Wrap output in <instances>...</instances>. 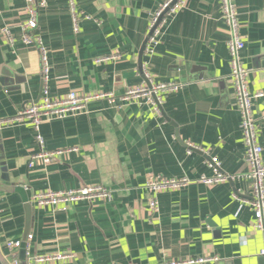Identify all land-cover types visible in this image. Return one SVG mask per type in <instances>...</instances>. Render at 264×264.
Instances as JSON below:
<instances>
[{
  "label": "crops",
  "instance_id": "0c3cea01",
  "mask_svg": "<svg viewBox=\"0 0 264 264\" xmlns=\"http://www.w3.org/2000/svg\"><path fill=\"white\" fill-rule=\"evenodd\" d=\"M168 0H46L36 30L48 51L49 97L108 92L115 98L88 104L87 111L41 125L42 146L27 123L0 128V261L32 264L34 257L61 253L62 261L36 264H166L197 257L209 264H264V234L254 227L251 181L240 116L229 78L228 32L220 0H187L168 17L151 55L140 57L153 15ZM249 71L250 92L264 95V0H231ZM73 16L77 19L74 32ZM29 19L26 0H0V119L14 117L41 97V62L36 47L24 46L20 28ZM7 30L13 40L7 41ZM118 53L106 63L96 60ZM172 83L157 115L147 103L124 104L128 88ZM253 112L264 115V96ZM264 164V128L257 127ZM76 149L47 166L28 167L32 153ZM224 182L206 186L210 160ZM191 183L153 197L148 174ZM31 204L28 235L18 193ZM101 185L106 201L71 204L59 212L37 207L34 194ZM27 235V236H28ZM21 247L9 252L8 242Z\"/></svg>",
  "mask_w": 264,
  "mask_h": 264
},
{
  "label": "built area",
  "instance_id": "2783aa9c",
  "mask_svg": "<svg viewBox=\"0 0 264 264\" xmlns=\"http://www.w3.org/2000/svg\"><path fill=\"white\" fill-rule=\"evenodd\" d=\"M187 0H168L162 7L153 15L148 31L146 41L143 48L144 56L151 55L154 48L158 45V38L161 35L162 27L168 17L175 16L185 7ZM28 5L29 19L20 28L21 41L24 46L36 47L40 54L41 62V97L38 102L21 109L14 117L0 119V128L10 124H29L35 133V141L39 147L42 146V137L39 130L42 124L52 120H62L76 113H84L87 111L88 104L94 101L106 100L108 104L113 105L115 98L108 92H96L92 94H83L71 91L65 97L51 99L49 97V64L48 51L44 46L40 37L33 36L32 33L36 30L37 11L46 7V0H26ZM221 3V19L226 27L229 39L226 43L229 66H230V81L233 88L236 109L240 116V127L243 137V145L245 147V158L250 166V171L246 178L251 181V199L249 205L253 211L256 230L264 234V164L261 159L262 147L257 139V127L264 128V115L257 116L253 112L254 103L263 98L261 92H250L248 88L249 71L246 70L240 59V52L244 48V42L240 35L238 15L231 0H220ZM77 19L73 16L74 32L77 31ZM4 36L9 43H12L10 33L7 30L3 31ZM121 56L116 54L105 55L96 60V63H106L109 61L119 60ZM144 83L134 88L125 90L123 96L119 99L124 104L147 103L153 108L154 112L161 116V105L164 96L176 94L179 87L172 83H153L149 75L142 73ZM76 149H63L52 152H44L40 148L39 152L32 153L29 158L28 167H33L36 164L47 166L56 158L67 156ZM210 167L213 171L212 177H200L197 182L206 186H211L219 182H224L226 177L219 173V163L217 159L210 160ZM191 183L187 177L177 179H167L159 175L148 174L146 177V189L153 194V197L148 202L150 212L158 211V202L155 195L166 193L169 191L179 190ZM110 197L109 190L101 185L97 186H81L77 189H66L62 191H46L34 194L31 197V202L37 207H50L53 210L64 212L73 203L87 201H106ZM32 239L31 235L27 236V240ZM21 242H8L6 247L9 252L20 248ZM264 257V251L259 253ZM70 256L55 253L54 255H44L34 257L31 260L32 264L36 263H51L54 261H62ZM215 259L210 257H197L186 260H171L166 264H209ZM11 264H18L17 258H13ZM30 264V263H29Z\"/></svg>",
  "mask_w": 264,
  "mask_h": 264
},
{
  "label": "water",
  "instance_id": "95a60500",
  "mask_svg": "<svg viewBox=\"0 0 264 264\" xmlns=\"http://www.w3.org/2000/svg\"><path fill=\"white\" fill-rule=\"evenodd\" d=\"M144 45H145V42H144V44L142 46L140 57L142 55ZM10 190L18 193L20 198H21V200H22V202H23V207H24L25 217H26L25 228H24V233H23V239L25 240L27 235H28V233H29V229H30L29 226H30V219H31V204H30V201H29V199L27 197V194H26L24 188H22L20 186L11 185L10 186ZM0 264H2L1 261H0Z\"/></svg>",
  "mask_w": 264,
  "mask_h": 264
}]
</instances>
